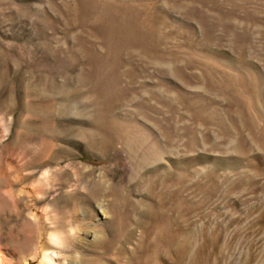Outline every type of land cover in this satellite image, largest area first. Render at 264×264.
Segmentation results:
<instances>
[{
	"label": "rangeland",
	"instance_id": "rangeland-1",
	"mask_svg": "<svg viewBox=\"0 0 264 264\" xmlns=\"http://www.w3.org/2000/svg\"><path fill=\"white\" fill-rule=\"evenodd\" d=\"M4 162L12 253L264 264V0H0Z\"/></svg>",
	"mask_w": 264,
	"mask_h": 264
},
{
	"label": "bare ground",
	"instance_id": "bare-ground-1",
	"mask_svg": "<svg viewBox=\"0 0 264 264\" xmlns=\"http://www.w3.org/2000/svg\"><path fill=\"white\" fill-rule=\"evenodd\" d=\"M8 168H9V162H4L2 165H0V178L5 176V174L9 170ZM33 189L35 190V188H33ZM30 190H31V188H30ZM42 214H41V216H42ZM30 216L33 219V218H36L37 215L35 212H32V213H30ZM46 219H48V218H46ZM55 236H53L55 238L54 239L55 245L59 246V244H61L60 240H59L60 238L57 239L56 238L57 236L56 237ZM58 246H57V248H58ZM54 247L55 246H53V248ZM59 248H61V247H59ZM46 249L47 248L42 247L39 250L36 249V250H31V251L27 252L25 249L20 250V248H19V250H14V252L12 253V252H10V250H8L7 247L0 244V264H59L60 263V260H59V258H60L59 254L60 253L55 251V249H54V251L51 250L50 252H48V249L47 250Z\"/></svg>",
	"mask_w": 264,
	"mask_h": 264
}]
</instances>
